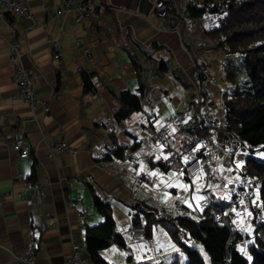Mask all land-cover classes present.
<instances>
[{
  "label": "crops",
  "instance_id": "crops-1",
  "mask_svg": "<svg viewBox=\"0 0 264 264\" xmlns=\"http://www.w3.org/2000/svg\"><path fill=\"white\" fill-rule=\"evenodd\" d=\"M15 1L35 18V22L17 21L16 26L23 65L34 76L35 95L48 102L49 112L41 106L31 110L15 97L8 64L9 19L0 17V264H17L14 258L25 251L31 238L36 241V264H67L65 257L72 246L85 247L88 230L103 222L94 207V195L111 205L113 219L114 210L125 218L121 226L114 219L115 231L126 242L120 264H155L145 257L150 251L147 243L133 239L130 232L132 208L138 201L171 211L182 206L189 215H200V202L207 200L214 208H224L234 224L237 213L229 208V194L250 155L247 148L241 147L238 157L230 158L218 150L224 139L221 132L197 134L199 149L206 145L216 148L204 152L200 160L204 174L201 170L188 185L180 182L175 168L162 171L155 165L169 158L174 162V157L181 155L182 135L172 138L160 155L151 151L153 133L170 118L179 116L190 130L192 119L198 117L195 94L184 112L179 111L181 91L195 87L190 69L194 61L210 67L212 113L221 123L225 121L221 97L229 85L222 65L233 57L216 50L206 36L214 28L191 19L193 29L185 21L186 7L198 0H170L176 6V19L157 17L153 0H75V6H96L94 15L81 23L76 21L75 11L64 10L63 0ZM77 41L86 47L87 55ZM56 54L60 55L57 59ZM134 59L142 66L141 81ZM160 62L166 64L165 70H159ZM84 79L93 85L88 93ZM125 91L141 95L142 108L117 123L112 114L118 107L115 94ZM193 105L196 109L192 112ZM148 112L155 115L153 123L145 117ZM4 116H8L7 122ZM11 132L24 136L28 157L18 158L6 141ZM61 141L72 151L48 158L50 144ZM118 149L122 150L119 157L115 156ZM189 159L180 156V162ZM113 163L118 168H112ZM43 179L48 184L44 197L31 193L27 200L20 198L26 184ZM243 209L242 230L252 234L251 215L247 207ZM236 223L239 227L240 222ZM114 249L117 247L111 246L100 253L106 264H114L107 259ZM83 258L92 264L86 248Z\"/></svg>",
  "mask_w": 264,
  "mask_h": 264
},
{
  "label": "trees",
  "instance_id": "trees-1",
  "mask_svg": "<svg viewBox=\"0 0 264 264\" xmlns=\"http://www.w3.org/2000/svg\"><path fill=\"white\" fill-rule=\"evenodd\" d=\"M200 5L198 7V3H190L185 12L192 19L202 18L207 12L218 18L219 26L206 32V36L216 50H221L226 56H240L244 61L247 78L244 86L237 80L232 59L224 60L222 65L225 81L229 85L221 97L224 123L238 138L240 146L250 151L244 160L239 180L245 177L250 182V190L260 204L263 219L256 225L251 216L254 230L250 237L246 236L250 242L244 244L243 233L230 221L224 208H214L209 204L202 214L189 215L182 206L171 211L138 201L139 208L135 205L132 208L135 213L130 217V228L144 226L146 236L142 240L146 243L154 238V229L159 228L176 248L168 264H264V161L253 157L255 151L264 150V0H205ZM133 64L141 81L142 66L135 59ZM159 64V70L167 68L164 62ZM92 90L91 82L84 79V91L88 93ZM117 103L118 111L114 119L120 123L141 110L142 96L121 92ZM189 131L197 139V134L201 136L210 130L193 124ZM204 148L199 149L195 140L192 155L201 157ZM121 154L122 150L118 149L115 156ZM181 155L174 157L172 168L178 167ZM155 165L167 171L162 163ZM229 195L231 202L239 208L233 194ZM93 204L103 222L88 230L85 248L92 264H106L100 253L111 246L125 249L126 242L115 231L111 205L97 195L93 196ZM211 210L219 215L218 221L209 213ZM238 246H243L242 251Z\"/></svg>",
  "mask_w": 264,
  "mask_h": 264
},
{
  "label": "built area",
  "instance_id": "built-area-1",
  "mask_svg": "<svg viewBox=\"0 0 264 264\" xmlns=\"http://www.w3.org/2000/svg\"><path fill=\"white\" fill-rule=\"evenodd\" d=\"M153 8L156 12L157 17L161 19H169L174 17L176 19V6L170 0H153ZM64 9L67 11L73 10L76 13V21L84 22L89 19L96 12V6L93 3H88L86 5H76L75 0H63ZM0 17L8 18V64L11 69L12 81L16 86V96L19 100L23 101L31 110L36 109L41 106L45 113L49 112V105L47 101L38 98L34 92V76L31 71L27 69L22 62L24 53L22 52V47L18 39V28L16 26L17 21L21 20H31L35 22L34 15L32 12L22 5L20 2L15 0H0ZM76 44L80 47L84 55L88 54V50L84 45H81L79 41ZM60 55L56 54L55 59L59 58ZM195 62L194 65H196ZM203 64V63H202ZM203 65L197 64V72L199 74L198 81L195 85V91L197 93V99L199 103V116L197 119H193L192 122L196 125H200L205 129L211 131L220 129L224 135V139L218 147V150L225 151L230 158L235 156L238 149L239 140L232 134L226 125L220 127L216 122L215 117L212 115L210 110V96L208 92L209 84L211 83V72ZM118 111V107L115 106L112 110L114 115ZM146 119L149 123L155 121V115L151 112L146 114ZM8 116H4L3 120L7 122ZM176 134H181L184 138V142L180 147V151L190 157L189 162H180L177 168H175V173L178 175L180 182L183 185H188L192 182L201 172V162L200 157L192 156V152L195 148V139L193 134L184 127V122L179 116L170 118V120L161 128L157 129L152 135L153 148L152 152L155 155H160L161 151L167 145L168 141L172 139ZM6 141L10 144L13 151L18 155V158H26L29 156V149L25 146V138L22 134H16L11 132V134L5 137ZM213 150L212 147H209ZM70 152L72 149L68 146L65 141L55 142L50 144L48 158H52L56 154H61L63 152ZM163 168L166 170L172 169L173 159L162 161ZM112 168H118L117 163L111 165ZM17 177L22 178L21 174ZM149 179V177L147 176ZM48 191L47 180H39L34 184H26L24 187L23 194L20 198L27 200L28 194H41L43 197ZM236 204L239 206L249 202L247 210L253 216L256 225L262 222L263 214L260 212L258 201H253V193L250 190V182L245 178L237 182L236 188L232 192ZM30 203V202H29ZM208 204L206 200L200 202V208L203 211L208 209ZM213 219L218 221L219 215L212 210L209 212ZM46 216L48 214L46 213ZM131 235L134 239L142 240L146 236L144 226H137L130 228ZM245 237V235L243 234ZM149 247H153L151 241L147 242ZM85 248L82 245H73L69 255L65 257V262L67 264H90L83 258ZM152 252L154 248H152ZM36 241L31 238L25 251L17 255L14 260L17 264H36Z\"/></svg>",
  "mask_w": 264,
  "mask_h": 264
},
{
  "label": "rangeland",
  "instance_id": "rangeland-1",
  "mask_svg": "<svg viewBox=\"0 0 264 264\" xmlns=\"http://www.w3.org/2000/svg\"><path fill=\"white\" fill-rule=\"evenodd\" d=\"M203 1H205V0H198V7L201 6L200 2H203ZM63 7H64V5H63ZM64 10L67 11L66 9H64ZM184 19H185V21L190 22L192 24V28L194 29L195 22L192 23V20H191L192 18H190L186 12L184 13ZM199 19L200 20H198L197 23H202L205 26V28H215V27L219 26L218 18L214 17V15L209 13V12H207L206 14H203L202 18H199ZM192 33L193 32H191V36L194 35ZM226 57H233L232 60H233L234 67L236 68L237 80L239 81V83H242L241 85H243V86L246 85L247 78H246V75H245V70H244L245 68H244L243 59L240 56H226ZM195 62H197V64L203 65L201 61H194L193 65H192L193 67H190V69L194 71V80H195V82L193 81L194 86L196 85V82L198 81V78H199V74L197 72V64L194 65ZM206 66L208 67V69L211 72L210 67L208 65H206ZM212 78L213 77H212V72H211V83L213 81ZM211 83L209 84L208 92H209V96H210V100H209L210 110H211V113H212V108L213 107L211 106V101H212L213 97H212L211 92H210ZM194 89H195V87L190 86L186 90L181 91L182 92L181 94L183 96L181 97L182 105L179 108L180 112H184V110L186 109L187 104H188L187 102L190 100V97L192 98L194 96V94H195V96H197V93H196V91ZM196 99H197V97H196ZM197 101H198V99H197ZM198 106H199V103H198ZM195 107H196V105H193L192 112L195 111V109H196ZM198 111H199V108H198ZM212 115L214 116L213 113H212ZM198 116H199V114H198ZM214 117H215L216 122L218 123V125L220 127H223L224 125H226L225 123H221V121H219L216 116H214ZM197 118H195V119H197ZM213 132H221V130L220 129H216V130H213ZM176 135H181V134H176ZM209 147H212L213 150H215V148H216V147H213L211 145H207V148L204 150V152L210 153L212 150ZM241 147L242 146H240V145L238 146V149H237L236 155H235L236 157H238V155L240 153V150H241ZM204 152H203V154H204ZM243 152H245V151L243 150ZM247 153L248 152L246 151V154ZM254 153H255L253 155L254 158H257V159H260L261 161H264V150L260 149V150L255 151ZM201 157H200V160H201ZM201 170H202L201 174H204L203 168H201ZM149 180H150V177H149ZM235 186H236V183H235ZM140 196H142V194H140ZM252 200L256 201V197L254 199H252ZM248 204H249V202H247L246 204L240 205L239 208H238L234 203L231 202V205H230V202H229V208L231 210H233V212L237 213V220L240 222L239 227H238V225H236L237 224L236 223L237 222L236 219L234 221L236 224L235 223L234 224L236 225L238 231L243 233L246 236H251L252 235L251 233H247L246 231L242 230L243 226H244L243 223L245 221V216H246V212L243 211L244 210L243 207H245V208L248 207ZM258 205H259V208H260L259 202H258ZM132 211H134V210H132ZM241 211L243 212V214H239ZM248 214L251 215L249 212H248ZM114 219L118 221L120 226L122 225L121 222L125 221L124 216L120 213L119 210L118 211L114 210ZM252 226L254 228V225L251 224V229H252ZM121 229L123 231L125 230L124 227H122ZM153 234H154V236H153L154 238L152 239L153 247H149V245H147V247H148V249L151 252H152V248H154V251L155 252L157 251L158 254L156 256H154L152 253H155V252L151 253L149 251V252L146 253L147 256H145V257L149 260L148 262H152V263H155V264H168V259L174 252H176V248L174 246H172V244L169 242V240L167 238H165V234L163 232L159 231V228L158 229L155 228ZM246 236L243 238V243L244 244H248L250 242V240ZM133 247L134 246H130V248H133ZM238 247H239V250L242 251L243 246H238ZM133 249L135 250V248H133ZM149 254H150L151 257L149 256ZM125 255H126V251L124 249H119L118 250V248H117V249H114L113 252L112 251L109 252L107 259L111 260V262H113L114 264H120V261L125 257ZM144 264H148V263H144Z\"/></svg>",
  "mask_w": 264,
  "mask_h": 264
},
{
  "label": "water",
  "instance_id": "water-1",
  "mask_svg": "<svg viewBox=\"0 0 264 264\" xmlns=\"http://www.w3.org/2000/svg\"><path fill=\"white\" fill-rule=\"evenodd\" d=\"M118 96H119V93H116L115 97L118 98ZM139 206H140V204H138V203L135 205L136 208H139Z\"/></svg>",
  "mask_w": 264,
  "mask_h": 264
},
{
  "label": "bare ground",
  "instance_id": "bare-ground-1",
  "mask_svg": "<svg viewBox=\"0 0 264 264\" xmlns=\"http://www.w3.org/2000/svg\"><path fill=\"white\" fill-rule=\"evenodd\" d=\"M89 63V62H88ZM106 123V122H105ZM186 123V122H185ZM111 124V123H110ZM106 167V166H105ZM159 171V170H158ZM85 248V247H84Z\"/></svg>",
  "mask_w": 264,
  "mask_h": 264
}]
</instances>
